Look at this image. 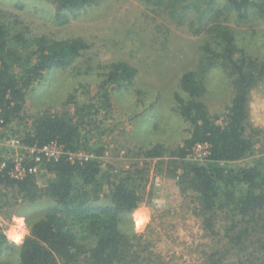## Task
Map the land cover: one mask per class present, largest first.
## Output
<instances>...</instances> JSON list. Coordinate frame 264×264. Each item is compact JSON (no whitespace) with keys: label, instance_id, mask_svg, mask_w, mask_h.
I'll list each match as a JSON object with an SVG mask.
<instances>
[{"label":"rangeland","instance_id":"1","mask_svg":"<svg viewBox=\"0 0 264 264\" xmlns=\"http://www.w3.org/2000/svg\"><path fill=\"white\" fill-rule=\"evenodd\" d=\"M208 1L168 0L163 5L154 0H91L72 9L58 7L56 0H0V22L7 24L11 34L81 39L88 46L71 64L43 73L25 96L23 118L2 127L0 141L18 136L24 142L32 121L47 112H68L80 121L84 142L80 149L95 159L96 151L103 148L99 157L103 170L112 178H127L144 198L120 222L123 233L135 236L134 249L143 250L144 264H205L206 254L226 247V230L234 218L229 207L220 209L213 214L215 232L206 228L207 215L198 193L185 178L190 177L192 164L207 160L194 155L196 144L186 158L171 153L193 132L192 123L176 105L178 95L187 97L181 85L185 73L203 74L206 90L200 99L217 123L225 122L232 104L233 70L222 56L210 64L211 53L205 50L225 53L217 39V25L233 31L234 57L245 54L264 62V16L251 10L249 17L240 18L226 10L227 0L212 4L210 11ZM112 71L118 72L115 78L129 81L109 82ZM248 107L255 152L234 165L260 161L263 169L264 80L251 91ZM157 145L166 151L150 157L147 152ZM16 150L24 154L21 147ZM9 153L4 150L0 155ZM50 176L40 165L39 184L48 183ZM109 193L105 186L97 202H110ZM56 205L48 196L35 202L14 198L8 188L0 187L1 231L14 245L0 253V262L20 264L19 246L30 234V226ZM79 235L83 243H94Z\"/></svg>","mask_w":264,"mask_h":264},{"label":"trees","instance_id":"2","mask_svg":"<svg viewBox=\"0 0 264 264\" xmlns=\"http://www.w3.org/2000/svg\"><path fill=\"white\" fill-rule=\"evenodd\" d=\"M90 1L56 0L58 7L72 9L87 6ZM154 2L164 5L168 0ZM217 2L220 0L208 1L210 11ZM225 8L240 18L249 17L251 10L264 16V0H227ZM214 17L218 19L217 14ZM217 32L225 53H215L207 47L205 50L211 53L207 55L210 64L215 63L217 56L225 57V65L232 68L235 76L234 96L226 120L223 124L217 123L200 99L206 90L203 74L185 73L181 85L187 97L178 95L176 105L180 114L192 123L193 132L183 146L171 153L186 158L195 144L207 143L211 151L207 162L192 164L187 172L190 177L185 182L198 193L207 215L205 226L210 232H215L212 219L218 210L229 207L234 216L226 230V247L206 254L205 264H264L261 259L264 255V167L260 168V161L234 165L255 152L257 141L249 125L248 104L251 91L264 80V62L257 63L245 54L234 57L235 36L231 28L217 25ZM11 33L7 24L0 22V128L17 117L23 118L25 96L45 71L71 64L88 47L81 39L56 40L30 32H19L16 36ZM116 75L118 72L112 71L108 81H129L120 76L115 78ZM31 125L24 137L28 145L56 142L67 152L84 146L82 123L68 112L44 113ZM103 150L96 151L95 159L82 162L73 163L68 155L45 162L44 169L51 174L45 185H40L32 173L20 180L10 177L8 171L12 165L9 163L0 172V187L8 188L14 198L35 202L48 196L57 203L52 212L30 226V234L19 246L20 264H144L147 260L143 250L134 249L135 236L123 233L120 228L122 216L138 209L144 198L127 178L121 175L112 178L103 170L99 159ZM165 151L162 145H157L147 154L160 157ZM105 186L110 192V202L98 203ZM80 233L94 243H83ZM13 247L1 231L0 223V253Z\"/></svg>","mask_w":264,"mask_h":264},{"label":"built area","instance_id":"3","mask_svg":"<svg viewBox=\"0 0 264 264\" xmlns=\"http://www.w3.org/2000/svg\"><path fill=\"white\" fill-rule=\"evenodd\" d=\"M19 147L24 150L23 155H18L19 153L16 148ZM196 147H198V150L194 151V155H197L200 159L207 160L211 154L209 145L207 143L198 142ZM4 150L9 151L10 153L9 156L6 157H1L0 155V172L8 168L9 163L12 167L8 171V174L10 177L17 180L24 178L29 173L36 176L40 171V165L45 162L55 161L62 155H68V158L73 163L90 159V155L82 149H77L76 151L68 150L67 152L66 150L64 151V146L59 145L56 142H50L41 146H26L25 142H23L18 136H10L5 142L0 141V154ZM31 162L33 164H30Z\"/></svg>","mask_w":264,"mask_h":264}]
</instances>
